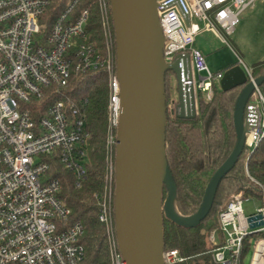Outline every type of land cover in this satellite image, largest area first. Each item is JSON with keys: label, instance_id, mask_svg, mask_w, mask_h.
Segmentation results:
<instances>
[{"label": "built area", "instance_id": "obj_1", "mask_svg": "<svg viewBox=\"0 0 264 264\" xmlns=\"http://www.w3.org/2000/svg\"><path fill=\"white\" fill-rule=\"evenodd\" d=\"M79 1L65 0L63 11L49 22L47 10L55 14L61 0H0V264L82 263L84 226L71 220V208L61 199L60 182L50 171L58 162L74 177L76 187L86 178L89 132L83 109L67 96L75 73L98 71L106 76L108 103L105 177L102 192L94 198L110 264H124L113 221V150L121 100L111 9L107 0H96L104 39L99 50L87 40L89 11L75 12ZM156 1L162 6L158 20L164 62L174 66L179 60L182 74L185 68L182 83L192 86L197 113L199 93L209 99L212 85L219 84L223 73L212 74L201 53L190 49L200 31L191 18L204 22L205 31L225 42L223 35L234 31L255 0ZM242 68L247 80L254 82L251 69ZM243 112L245 148L253 151L264 137V96L258 88ZM242 200L236 195L218 212L217 230L208 237V264H244L245 239L264 233V199L262 207L248 215L262 217L263 226L255 229L243 216ZM162 259L163 264L186 260L175 249L164 250Z\"/></svg>", "mask_w": 264, "mask_h": 264}, {"label": "water", "instance_id": "obj_2", "mask_svg": "<svg viewBox=\"0 0 264 264\" xmlns=\"http://www.w3.org/2000/svg\"><path fill=\"white\" fill-rule=\"evenodd\" d=\"M115 39L120 118L114 156V215L117 249L124 264H163V219L175 226L196 228L209 213L219 182L228 174L245 148L244 108L264 76L248 81L238 64L220 78L222 92L241 87L233 109L236 144L205 186L200 206L187 217L173 204L176 189L165 154V76L172 72L177 83L176 116L192 119L197 113L192 86L175 65L164 62L163 39L156 0H108ZM185 22L189 24L187 16ZM188 60V56H186ZM183 76V77H182ZM190 79V71L188 72ZM163 188L166 195L163 198ZM250 228L263 226L259 215L248 216ZM250 264H264V239L256 241Z\"/></svg>", "mask_w": 264, "mask_h": 264}, {"label": "trees", "instance_id": "obj_3", "mask_svg": "<svg viewBox=\"0 0 264 264\" xmlns=\"http://www.w3.org/2000/svg\"><path fill=\"white\" fill-rule=\"evenodd\" d=\"M65 0L57 3L55 14L49 9L50 20L60 14ZM107 4L109 2L107 0ZM89 11L88 38L101 50L103 38L96 0H80L75 12ZM111 14V13H109ZM111 22V18H110ZM112 24V23H111ZM113 34V24H112ZM251 75L264 76V60L252 65ZM171 73L165 76V82ZM106 76L102 71L75 73L70 80V101L83 109L89 137L87 139L86 178L79 187L70 172L55 162L51 176L61 186V199L71 208V220L84 226L81 243L85 256L81 264H110L104 226L98 221V206L94 196L102 192L105 172V138L107 124ZM167 84V83H166ZM241 87L222 92L214 83L210 98L198 95L197 115L192 119H179L169 112L167 91L165 154L173 176L176 195L173 201L180 216L187 217L197 211L205 186L214 171L231 153L236 144L233 127V109ZM264 96V83L258 88ZM116 136V132H115ZM115 156V147L113 157ZM228 174L219 182L212 208L196 228L182 229L163 219V250H178L186 260L178 264H208L210 245L208 237L217 230L218 212L236 195L244 199H264V137L253 151L244 148ZM166 195L163 188L162 197ZM264 239V233L248 235L244 242L243 257L251 249L253 241Z\"/></svg>", "mask_w": 264, "mask_h": 264}, {"label": "rangeland", "instance_id": "obj_4", "mask_svg": "<svg viewBox=\"0 0 264 264\" xmlns=\"http://www.w3.org/2000/svg\"><path fill=\"white\" fill-rule=\"evenodd\" d=\"M255 3L254 8L243 12L236 24L234 31L226 36L225 42L220 37L205 31L204 22L192 17L191 21L199 28L195 41L190 49L200 52L206 67L214 74L224 73L230 65L240 64L241 67L252 65L264 60V7ZM223 34V33H222ZM114 35V32H113ZM166 82V91L169 98V112L176 111L177 83L172 72ZM205 94H203V97ZM242 213L245 218L262 207V202L256 198L242 200ZM253 248L245 255L244 264H250Z\"/></svg>", "mask_w": 264, "mask_h": 264}, {"label": "crops", "instance_id": "obj_5", "mask_svg": "<svg viewBox=\"0 0 264 264\" xmlns=\"http://www.w3.org/2000/svg\"><path fill=\"white\" fill-rule=\"evenodd\" d=\"M258 1H260L259 4L261 5V7H264V0H255V1H254V4L257 3ZM254 4H253V5H254ZM254 6H255V5H254ZM253 8H254V7H253ZM232 66H233V65H230L229 68L232 67ZM229 68H227V69H225V70H228Z\"/></svg>", "mask_w": 264, "mask_h": 264}]
</instances>
